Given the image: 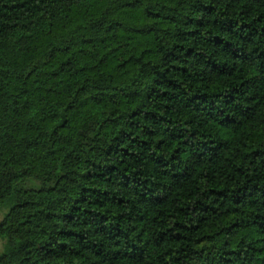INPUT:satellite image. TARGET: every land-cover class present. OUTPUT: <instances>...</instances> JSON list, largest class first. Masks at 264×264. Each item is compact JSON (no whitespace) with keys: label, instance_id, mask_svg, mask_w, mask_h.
<instances>
[{"label":"trees","instance_id":"1","mask_svg":"<svg viewBox=\"0 0 264 264\" xmlns=\"http://www.w3.org/2000/svg\"><path fill=\"white\" fill-rule=\"evenodd\" d=\"M0 207V264H264V0H0Z\"/></svg>","mask_w":264,"mask_h":264},{"label":"rangeland","instance_id":"2","mask_svg":"<svg viewBox=\"0 0 264 264\" xmlns=\"http://www.w3.org/2000/svg\"><path fill=\"white\" fill-rule=\"evenodd\" d=\"M22 184H23V183H21V185H22ZM6 209H7V208H5V207H0V221H1V219H2V217H3V215H4V213H5ZM1 245H2V241L0 240V247H1Z\"/></svg>","mask_w":264,"mask_h":264}]
</instances>
